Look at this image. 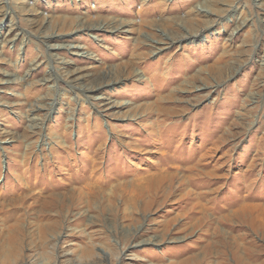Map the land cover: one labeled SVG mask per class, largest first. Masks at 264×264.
I'll list each match as a JSON object with an SVG mask.
<instances>
[{
	"label": "rangeland",
	"instance_id": "rangeland-1",
	"mask_svg": "<svg viewBox=\"0 0 264 264\" xmlns=\"http://www.w3.org/2000/svg\"><path fill=\"white\" fill-rule=\"evenodd\" d=\"M0 264H264V3L0 0Z\"/></svg>",
	"mask_w": 264,
	"mask_h": 264
},
{
	"label": "bare ground",
	"instance_id": "bare-ground-1",
	"mask_svg": "<svg viewBox=\"0 0 264 264\" xmlns=\"http://www.w3.org/2000/svg\"><path fill=\"white\" fill-rule=\"evenodd\" d=\"M258 1V3L259 4H263L264 3V0H257ZM26 8H28V7H26ZM32 10V8H28L27 9V11L28 12H30ZM199 10L201 11V12H203V14L204 15H206L207 17H209V18H211V15H212V13H214V11H213V9L210 7V5L209 4H207V2H205L201 7H197V9H195V12H196V14L199 12ZM210 13V14H209ZM200 14V13H199ZM199 14H197V15H199ZM197 17H199V16H197ZM48 19V18H47ZM47 19H46V21H47ZM31 20H32V18H31ZM34 20V19H33ZM45 20V19H44ZM49 20H50V23H49ZM48 20V24H46V26H47V28L46 29H43L44 27H43V25H42V27H39L38 29H40L41 30V32L43 33V35H45V36H55L56 34L58 35V33H60L59 32V30H57V29H55L53 26H52V24L51 23H53L51 20L52 19H49ZM193 23V22H192ZM44 24V23H43ZM38 25H40V23L38 24ZM193 25L194 26H196V24H194L193 23ZM107 26V25H106ZM105 26V27H106ZM194 26H192L191 28V30H189L188 29V31H189V34H193L194 32V30H193V27ZM50 27H53V29L51 30V32H49V29H51ZM56 27V26H55ZM49 32V33H48ZM182 36V35H181ZM173 38H177V35H173L172 36ZM57 61V59H54L53 61ZM238 62V61H237ZM75 70L76 69H67L66 71H65V74H64V76H65V78H67V77H70V76H73V74L75 73ZM78 71V70H77ZM110 74H111V72H110ZM79 75V74H78ZM100 76H102V75H100ZM100 76H97V81H96V84H95V82H91L89 85H85V88L84 89H87L89 92L91 91H94L96 88L98 89V86L99 85H101V84H104L105 82H108V81H111V79H109V80H107V78H103V77H100ZM105 76V75H104ZM76 78V77H75ZM75 78H74V80H75ZM110 78H112V77H110ZM118 77L117 76H113V79H117ZM56 79V78H55ZM90 95V94H89ZM30 126L31 127H34V124H30Z\"/></svg>",
	"mask_w": 264,
	"mask_h": 264
}]
</instances>
